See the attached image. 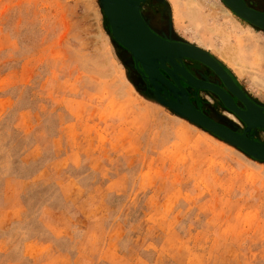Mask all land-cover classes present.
<instances>
[{
    "label": "rangeland",
    "instance_id": "1",
    "mask_svg": "<svg viewBox=\"0 0 264 264\" xmlns=\"http://www.w3.org/2000/svg\"><path fill=\"white\" fill-rule=\"evenodd\" d=\"M140 12L264 107V30L222 0H143ZM187 88L205 115L242 130L213 93ZM155 90L165 97L99 0H0V264H264V161ZM263 131L246 134L264 143Z\"/></svg>",
    "mask_w": 264,
    "mask_h": 264
},
{
    "label": "water",
    "instance_id": "2",
    "mask_svg": "<svg viewBox=\"0 0 264 264\" xmlns=\"http://www.w3.org/2000/svg\"><path fill=\"white\" fill-rule=\"evenodd\" d=\"M143 0H99L110 24L111 33L141 66V74L155 89L164 90L165 97L155 90L153 99L169 107L175 113L203 127L224 141L239 148L247 155L264 161V143L249 137L250 129H264V107L251 99L233 80L223 65L208 51L186 41L169 40L154 32L140 12ZM238 17L264 30V13L249 7L244 0H222ZM190 58L201 62L220 79L219 83L193 76L184 67L182 59ZM163 70L171 80L161 72ZM184 81L185 86L181 84ZM173 98L167 97L166 89ZM187 87L204 89L213 93L225 108L233 112L246 125L243 132L233 130L215 121L196 108L188 99ZM234 98L242 107L237 105Z\"/></svg>",
    "mask_w": 264,
    "mask_h": 264
},
{
    "label": "flooded vegetation",
    "instance_id": "3",
    "mask_svg": "<svg viewBox=\"0 0 264 264\" xmlns=\"http://www.w3.org/2000/svg\"><path fill=\"white\" fill-rule=\"evenodd\" d=\"M245 1V3L248 5V3H247V1L246 0H244ZM255 1V3L257 4L258 3V1H256V0H254ZM249 6V5H248ZM249 7H252V8H254V9H256V10H258V11H261V12H263L264 13V9H260V8H255V7H253V6H249ZM144 20L146 21V23H147V25L154 31V32H156L157 34H159V35H161V36H163V37H165V38H167V39H169V40H176V39H174L173 37H170V36H164L163 34H162V32L163 33H165V34H168L169 33V28H168V26L167 25H164V24H162V20L160 19V18H157V19H155V20H152L151 21V19L149 18V17H147V16H145L144 17ZM156 23H158V26H159V28H156L157 27V24ZM156 24V25H155ZM159 29V30H158ZM186 61H188L187 59H182V62H183V65H184V67L187 69V71L188 72H190L193 76H195V77H197V78H200V79H204V78H206L208 81H211V82H215V83H218L215 79H214V77H212L211 78V75H213L214 73H213V71H211L210 70V74H205V72L204 71H196V70H194L195 68H193V67H189L188 66V64L186 63ZM204 67V66H203ZM198 68V67H197ZM196 68V69H197ZM205 69H208V68H206V67H204ZM209 70V69H208ZM160 72L166 77V78H168L169 80H171L170 79V77L164 72V71H162V70H160ZM181 81V84L183 85V86H185V83H184V81H182V80H180ZM219 85L220 86H222L223 87V85H222V83H219ZM186 87V86H185ZM187 90H188V88H187ZM234 100H235V102L237 103V105H239L240 107H242V105L239 103V102H237V100H236V98H234ZM239 119V118H238ZM240 120V119H239ZM241 121V120H240ZM241 126H242V130L245 128V124L243 123V121H241ZM237 131H239L238 129H236ZM241 130V131H242ZM241 131H239V132H241ZM263 134H264V131H263Z\"/></svg>",
    "mask_w": 264,
    "mask_h": 264
},
{
    "label": "bare ground",
    "instance_id": "4",
    "mask_svg": "<svg viewBox=\"0 0 264 264\" xmlns=\"http://www.w3.org/2000/svg\"><path fill=\"white\" fill-rule=\"evenodd\" d=\"M228 8H229V7H228ZM224 10H225V11H228L227 9H224ZM232 12H233V11H232ZM262 46H263V50H264V45H262ZM263 52H264V51H263ZM215 75H216V74H215ZM216 77L218 78L217 75H216ZM254 80H256V79H254ZM256 81H257V80H256ZM262 81H263V80H261V82H262ZM217 82H218V83L220 82V79H219V78H218ZM263 82H264V81H263ZM257 83H258V81H257ZM222 111H223V110H222ZM232 113H233V112H232ZM232 113H230V112H226V114L228 115V118H230L231 120H233V121L237 122L238 124H240V123H239V120L237 119L238 117L233 113V114L237 117V118H236ZM226 142H227V141H226ZM228 143H229V142H228Z\"/></svg>",
    "mask_w": 264,
    "mask_h": 264
},
{
    "label": "trees",
    "instance_id": "5",
    "mask_svg": "<svg viewBox=\"0 0 264 264\" xmlns=\"http://www.w3.org/2000/svg\"><path fill=\"white\" fill-rule=\"evenodd\" d=\"M227 70V69H226Z\"/></svg>",
    "mask_w": 264,
    "mask_h": 264
}]
</instances>
